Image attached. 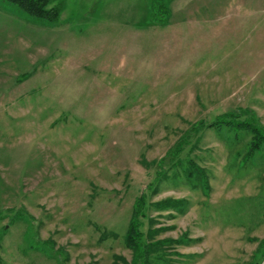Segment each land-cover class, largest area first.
I'll list each match as a JSON object with an SVG mask.
<instances>
[{
  "label": "rangeland",
  "instance_id": "374dc122",
  "mask_svg": "<svg viewBox=\"0 0 264 264\" xmlns=\"http://www.w3.org/2000/svg\"><path fill=\"white\" fill-rule=\"evenodd\" d=\"M54 5L0 0V264H131L140 195L144 264H264V146L210 125L264 127V0Z\"/></svg>",
  "mask_w": 264,
  "mask_h": 264
},
{
  "label": "trees",
  "instance_id": "16d2710c",
  "mask_svg": "<svg viewBox=\"0 0 264 264\" xmlns=\"http://www.w3.org/2000/svg\"><path fill=\"white\" fill-rule=\"evenodd\" d=\"M12 4L17 5L24 13L27 15L47 22L56 21L62 12V9L58 5L52 6L53 0H7ZM246 115L245 119H241L240 115L236 114L234 117L232 115L223 116L221 120H217L210 124L212 126L221 128H235L236 131H243L245 134H251L250 146L251 152L253 153L257 149L264 146V127L259 125L258 122L252 118L251 112H243ZM256 149V150H253ZM159 162V161H158ZM160 171L162 172V163H158ZM194 165V164H193ZM195 167V165H194ZM190 168L189 176L195 180L200 186L206 190L208 193L209 189H205L207 185L206 177L202 170L198 168ZM194 168V169H193ZM193 169V170H192ZM144 195H140L136 199V203L133 206L132 216L129 224L128 231L125 235L126 245L134 249L136 256L132 260L131 264H144L145 258H147L149 252L153 250L154 246L160 245L162 242L145 243L143 241V224L144 219L147 217V207L145 205ZM168 201V200H165ZM163 202L158 205L162 206ZM142 256V261H139Z\"/></svg>",
  "mask_w": 264,
  "mask_h": 264
}]
</instances>
